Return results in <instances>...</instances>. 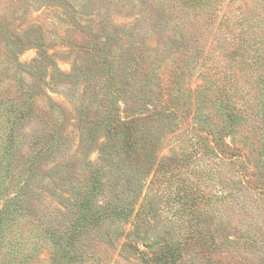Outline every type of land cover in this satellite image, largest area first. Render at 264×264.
Wrapping results in <instances>:
<instances>
[{
  "label": "rangeland",
  "instance_id": "obj_1",
  "mask_svg": "<svg viewBox=\"0 0 264 264\" xmlns=\"http://www.w3.org/2000/svg\"><path fill=\"white\" fill-rule=\"evenodd\" d=\"M261 73L264 0H0V264H264Z\"/></svg>",
  "mask_w": 264,
  "mask_h": 264
},
{
  "label": "trees",
  "instance_id": "obj_2",
  "mask_svg": "<svg viewBox=\"0 0 264 264\" xmlns=\"http://www.w3.org/2000/svg\"><path fill=\"white\" fill-rule=\"evenodd\" d=\"M232 45H233L234 48L236 47V45L234 43H232ZM93 49H94V47H93ZM249 53H250L249 54V57L252 55L253 57H255V60H257V61H261L262 60V58L260 57V55L257 53V48H255V52L249 51ZM105 65H106V69L104 68ZM104 66H103V70H105V72H108L109 74L111 73V70H113V72H114L113 66L110 65V58H106L104 60ZM107 70H109V71H107ZM255 80H256V87H259L260 90L253 96V101H258L259 100V102L257 103V105H259V104L260 105H264V73H261V74L257 75L256 78H255ZM230 95L231 96L232 95L235 96L236 93L235 94L234 93H230ZM24 113H25V110L19 109L14 114V117L11 118L12 119V122L16 121L18 118H21L24 115ZM262 115L264 116V108H262ZM25 116H23V117H25ZM85 122H87V121L86 120H82V123L83 124ZM133 122L134 121H130V122H125L124 121V122H121L119 124V126H125V127H127V129H131ZM113 128H116L117 129V125H114V126L110 127V130H112ZM133 143H135V141ZM130 145H131V142H130ZM1 149H2V154H3L2 157L3 158H4V156L7 157V155H8V153H7L8 143H3ZM3 172L4 171H2V170L0 171L1 176H2V173ZM8 179H9V176H8ZM3 180L6 181L7 178L4 177ZM99 185H100V182H98L97 180L94 181L93 190L96 191V192L102 193L104 190L102 188H100ZM1 191H3V192H1ZM5 191H6L5 186L1 185V183H0V193H3L4 194V199H5L6 205H10V206L14 207V205L12 204V202H14L16 200V198L10 199L9 197H7V193H5ZM184 204H185V212H186L187 211V208L190 209L189 207H187V200H185ZM83 205H84L83 213H81L78 216V219L76 221L77 225L74 227L73 234L71 235V237L69 238V240H73L74 237H76L75 235H77L78 233H82L83 230L100 224V222L102 221V219L104 217V212L101 213L100 211H98V212L92 213L93 210H95V207H96V205L93 203V200L91 201L90 199H86V201L83 202ZM106 207H107V205L103 207L104 208L103 210H105ZM113 209L115 210V211H113L115 214H118L119 215L122 212V211L116 210L117 208L115 206H113ZM127 209H129V208H126V210ZM0 212H1V209H0ZM131 212H132V209H130V213ZM105 213L110 214V212H105ZM188 217H191V215H188ZM1 223H2V218H0V225H1ZM74 232H75V234H74ZM176 247L178 248L179 246H176ZM68 251H70V249ZM176 251L177 250L175 248L174 249V253L171 254V259H172V261L175 264H176L175 257L177 255V252Z\"/></svg>",
  "mask_w": 264,
  "mask_h": 264
}]
</instances>
